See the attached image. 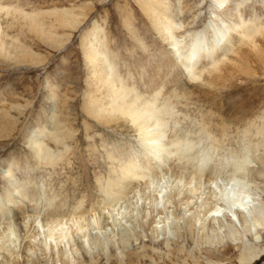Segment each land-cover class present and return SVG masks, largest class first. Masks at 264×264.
<instances>
[{"label":"rangeland","instance_id":"374dc122","mask_svg":"<svg viewBox=\"0 0 264 264\" xmlns=\"http://www.w3.org/2000/svg\"><path fill=\"white\" fill-rule=\"evenodd\" d=\"M163 1L172 8L176 4L174 16L183 24L179 33L189 32L186 46H190L192 37L209 31L216 20L217 6L213 0ZM259 1L253 0L255 14L253 18L244 17V25L229 22L228 41L232 43L227 46L226 62L215 68L213 59L208 57L192 74L181 66L172 42L165 40L164 25L168 20L155 21V14L160 11L150 14L147 10L150 4L142 0H2V5L40 20V34L33 19L19 12L12 11L9 17L2 15L4 30L14 39L13 46L19 43L23 50L12 49L18 53L12 58L0 55V194L6 197L17 182L18 187L29 188L36 200L34 209L28 208L29 215L39 210L44 213L52 203L51 207L55 206L66 218L98 216L113 204L105 192L111 188L110 182L121 176L122 167L129 159L143 160L139 151L145 141L139 133L119 117L101 120L92 106L104 108L109 104L106 93L102 94L101 74H93L94 66L85 55L86 40L94 27H98V39L106 40L103 51L113 58L116 76L126 88L150 101L152 97L168 101L172 107V115L167 117L168 137L195 144L189 152L192 162L185 158V162H176V171L189 176L202 175L209 180L217 175L230 176L243 157L261 155L264 34L259 32L264 31V4ZM67 10L81 17L75 29L62 23L61 15ZM163 62L173 67L176 82L170 90L153 91V80L166 71ZM199 68L206 73L196 80ZM191 75L196 78L193 80ZM167 91L170 94L166 95ZM58 125L62 130H56ZM36 130L42 134L38 140L45 149L58 153L56 162L47 164L38 159L29 143ZM10 168L13 181L3 175ZM251 176L259 185L264 184V179ZM133 215L135 237L126 247H119L120 254H115L112 247H99L95 253L91 251V257L83 254L79 264H264V253L245 263L240 262L239 252L224 257L223 244H208L205 240L208 231L188 230L179 220L182 213L174 215L175 222L170 221L172 232L163 235L168 238L166 243L153 239L154 224L150 225L137 213ZM123 221L117 230L129 227ZM1 222L9 219L0 218L3 226ZM93 227H88L86 233L91 238L99 235L103 240L105 229ZM92 228L98 233L94 234ZM83 234L78 236L82 238ZM245 240L253 243L250 236ZM45 256L42 264H55L52 256ZM3 263L1 258L0 264Z\"/></svg>","mask_w":264,"mask_h":264},{"label":"bare ground","instance_id":"6f19581e","mask_svg":"<svg viewBox=\"0 0 264 264\" xmlns=\"http://www.w3.org/2000/svg\"><path fill=\"white\" fill-rule=\"evenodd\" d=\"M142 1L151 5L147 7L150 14L160 11L155 14V21L161 23L164 19L168 20L164 25L165 40L172 42V49L178 56L181 66L191 73L208 57L213 59L215 68L224 64L226 62L224 58H228L227 46L232 43L228 41L231 25L229 22L235 24L237 21L241 27L244 25V17L253 18L255 14V10L252 9L253 0H213L217 6L214 12L216 20L212 21L209 31L192 37L190 46H186L184 42L189 32L179 33V30L183 29V24L178 23L176 15L174 16L176 4L172 8L168 5L170 3L163 0ZM1 2L2 0H0V55L12 58L18 55L13 50H23V48L18 46V42L17 46H13L14 39L6 32V29L4 30L2 15L9 17L14 11L17 14L21 13L25 18L33 19L39 34L40 20L29 17L20 9L2 5ZM259 4L264 2L260 0ZM61 18L62 23L69 29L70 27L75 29L81 23V17L74 16L72 10L63 11ZM97 29L98 27H94V30L87 34L88 39H84L86 40L85 55L94 66L93 74L97 75V72L101 74L99 80L102 83V94L106 93L107 96H103H106L109 104L104 108H98L99 106L94 104L92 106H95L96 114L101 120L119 117L139 133L145 141L139 151L143 160L129 159L127 161L122 167L121 176L116 181L110 182L111 188L105 192L112 199L111 208L107 207V211L100 212L98 216L93 214V217L66 218L55 206L51 207L52 203L49 205L52 211L48 209L43 213L39 210L34 215H29L28 208L31 206V209L36 200L32 199L29 188L26 190L23 186L18 187L17 182L13 183L15 187L6 197L0 194V218L9 219V222H1L3 226L0 225V259H3V264H42L44 255L52 256L55 264H79L83 254L91 257V251L99 247L104 249L112 247L115 254H120L119 247H126L135 237L132 231V221H135L132 220L135 216L133 213H137L150 222V225L154 224L152 235L157 241L168 242L167 236L163 235H169L172 232L170 221L174 220L175 214L182 213L183 217L179 220L183 221L188 230L208 231L207 234L205 233L208 244H223L224 257L230 256L233 254L231 252L235 251L239 252L241 263L256 260L259 254L264 253V246L261 245L264 242V197H261V195L264 196V184L259 185L260 183H257L251 175L264 179V151L254 158L243 157L236 163L230 176L217 175L207 180L202 175L189 176L184 171H176V162H181L184 158L189 159V152L195 148V144L189 140L184 141L182 138L168 137L170 125L167 117L172 115V107L166 99L162 98L159 101L157 98V101L156 97H152L150 101L151 99H144L141 93L134 95L132 93L134 90L126 88L119 76H116V64L114 65L113 58L107 55V51H103L106 40L98 39ZM259 34H264V31H260ZM217 55L218 57L215 58ZM194 60L198 62L191 65ZM163 64L165 66L163 70L166 71H162L157 78L153 77L156 78L151 87L153 91L165 90V88L170 90L176 82L171 72L173 67L171 69L167 63L163 62ZM199 69L198 78L191 75L193 80L200 79V76L206 73L204 69ZM168 94H170L169 91L166 95ZM103 99L105 98L101 100ZM54 107L56 112V105ZM56 130H62L61 126L58 125ZM39 136L42 134L36 130L32 132L29 141L37 152L38 159L47 164L56 162L58 153L46 150L41 140H38ZM191 159L189 162H192ZM3 175L8 180H14L11 168L4 171ZM146 179L148 180L145 184L141 185L140 183ZM123 220L126 221L129 229L127 230L124 226L117 230V226ZM143 224L145 226L146 223L143 222ZM91 226H102L101 228L105 229L103 240L99 235L91 238L86 233ZM93 228L91 230L94 233ZM79 233H84L82 238L78 236ZM160 234L162 237H159ZM246 236L251 237L252 244L244 241Z\"/></svg>","mask_w":264,"mask_h":264}]
</instances>
